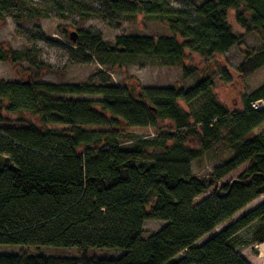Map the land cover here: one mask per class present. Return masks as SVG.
Instances as JSON below:
<instances>
[{"label":"trees","instance_id":"1","mask_svg":"<svg viewBox=\"0 0 264 264\" xmlns=\"http://www.w3.org/2000/svg\"><path fill=\"white\" fill-rule=\"evenodd\" d=\"M106 8L122 21L158 20L171 35L120 36L110 44L79 31L71 44L86 64L114 70L145 58L195 76L186 52L212 59L243 44L228 21L234 11L240 28L263 42L244 53L238 74L248 78L264 66V0H206L195 11L167 0H108ZM68 9L84 18L101 15L74 0ZM13 11L28 20L41 17L29 0H0V19ZM31 58L29 51L0 45V62L15 69ZM218 73L232 81L227 70ZM213 89L210 76L188 90L0 80V245L82 253L22 252L0 255V264H250L235 247L264 244V202L198 242L264 195V85L235 111L219 103ZM201 97L209 102L199 117L180 106ZM134 129L153 132L142 136ZM212 152L222 164L207 177L193 174L192 164ZM245 164L237 179L221 184ZM210 189L213 194L196 203ZM146 221L167 225L144 239ZM254 224L252 239L240 240ZM92 249L123 254L88 257Z\"/></svg>","mask_w":264,"mask_h":264},{"label":"rangeland","instance_id":"2","mask_svg":"<svg viewBox=\"0 0 264 264\" xmlns=\"http://www.w3.org/2000/svg\"><path fill=\"white\" fill-rule=\"evenodd\" d=\"M33 7L41 15L33 20L25 19L17 11L0 19V45L11 47L14 50L29 51L31 62H25L15 69L11 65L0 62V80L17 81L33 78L42 83H62L80 85L114 84L128 88H180L188 90L200 79L211 77L214 82L213 95L215 99L226 106L230 111L244 109V96L250 95L264 85V66L248 78L241 77L237 67L242 63L244 53L257 50L263 46V42L257 34H247L235 21V12L230 11L228 21L232 31L243 36V44L231 49L227 54L217 55L212 59H204L196 54L186 52L185 65L197 70V74L186 78L179 68H166L158 66L150 59L138 58L132 65L122 69L106 70L97 63H84L76 48L71 44L70 34L79 31L90 32L102 36L103 41L115 44L120 36H162L171 35L165 24L158 20H150L139 15L131 21L118 20L107 11L108 0H74L85 4L94 11L98 17L84 18L68 9L71 0H29ZM176 8L195 11L196 7L206 0H167ZM54 4L63 8L59 13ZM105 15V16H103ZM183 43V40L179 38ZM227 70L232 81L224 82L220 70ZM84 99H98L96 97L82 96ZM209 97H201L190 104L180 102V106L194 118L202 114L207 106ZM15 119V118H14ZM140 135L152 134L151 129H134ZM221 161L216 154L208 153L205 157L192 164L193 174L199 177H207L212 174ZM247 168V164L241 166L223 180L221 184L237 179ZM213 194L210 189L200 196L196 203L201 202ZM264 202V195L253 201L242 211L237 213L232 220L220 225L212 233L202 237L198 244H203L214 235L234 224L241 216L250 212ZM167 225L162 221H146L144 229L148 239L153 232L163 229ZM257 224H254L238 235L243 241H250ZM237 251L250 264H264V257H260L256 245L235 247ZM28 252L31 255H43L48 257H80L82 253L76 248H25L17 245H0V255H17ZM123 254L120 250L92 249L87 252L88 257L100 259H116Z\"/></svg>","mask_w":264,"mask_h":264},{"label":"built area","instance_id":"3","mask_svg":"<svg viewBox=\"0 0 264 264\" xmlns=\"http://www.w3.org/2000/svg\"><path fill=\"white\" fill-rule=\"evenodd\" d=\"M252 106H253V108H258L259 107L258 103H255ZM256 249L259 252L260 257H264V244L256 245Z\"/></svg>","mask_w":264,"mask_h":264},{"label":"water","instance_id":"4","mask_svg":"<svg viewBox=\"0 0 264 264\" xmlns=\"http://www.w3.org/2000/svg\"><path fill=\"white\" fill-rule=\"evenodd\" d=\"M77 38H78V35L76 32H73L70 34V39L73 43L77 41ZM262 104H263L262 102L258 103L259 106H261Z\"/></svg>","mask_w":264,"mask_h":264}]
</instances>
